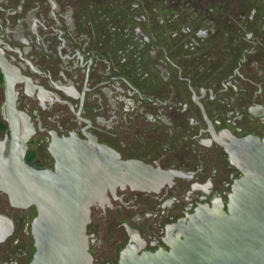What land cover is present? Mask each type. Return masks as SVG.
<instances>
[{
  "label": "flooded vegetation",
  "instance_id": "obj_1",
  "mask_svg": "<svg viewBox=\"0 0 264 264\" xmlns=\"http://www.w3.org/2000/svg\"><path fill=\"white\" fill-rule=\"evenodd\" d=\"M27 164L53 169L56 138H94L151 174L92 207L93 264L169 250L200 205L226 209L240 170L222 144L264 137V0H0V153L11 121ZM36 206L0 191V264H30Z\"/></svg>",
  "mask_w": 264,
  "mask_h": 264
},
{
  "label": "water",
  "instance_id": "obj_2",
  "mask_svg": "<svg viewBox=\"0 0 264 264\" xmlns=\"http://www.w3.org/2000/svg\"><path fill=\"white\" fill-rule=\"evenodd\" d=\"M12 113L27 127L11 121L8 158L0 153V191L17 206L38 209L30 264H93L86 233L92 207L109 203V191L144 188L151 174L165 173L74 135L51 144L53 169L31 166L25 156L33 128L25 114L14 107ZM222 144L241 172L226 209L219 201L200 205L181 223L169 250L139 252L131 241L119 264H264V137L228 134Z\"/></svg>",
  "mask_w": 264,
  "mask_h": 264
}]
</instances>
